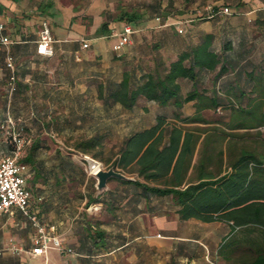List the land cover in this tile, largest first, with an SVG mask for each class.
Instances as JSON below:
<instances>
[{
  "label": "crops",
  "instance_id": "1",
  "mask_svg": "<svg viewBox=\"0 0 264 264\" xmlns=\"http://www.w3.org/2000/svg\"><path fill=\"white\" fill-rule=\"evenodd\" d=\"M117 1L0 0V19L11 39L0 49V115L23 126L28 137L19 161L27 166L30 209L71 249L32 254L36 228L12 207L0 211V264H227L218 254L229 233L226 222L182 218L171 195L149 194L120 178H109L98 191L95 176L85 170L81 154L113 160L128 136L154 124L157 114L170 117L175 110L144 97L131 109L99 98L94 82L118 79L124 70L139 76L158 62L166 65L173 59L162 58L161 52V58L156 53L146 58L148 28L166 24L150 14L146 4H128L129 10L120 7L115 13ZM124 11H135L140 19L130 22L135 29L130 42L115 51L113 45L127 23L117 19ZM43 20L49 22L54 37L50 56L36 51ZM7 54L15 67L12 93L7 87ZM188 90L182 89L183 94ZM87 97L91 100H84ZM181 112L191 115L193 101L184 103ZM87 140H95V147L85 151L74 147ZM8 151L0 132V156ZM99 151L101 157L95 156ZM121 172L130 180L143 181L136 172Z\"/></svg>",
  "mask_w": 264,
  "mask_h": 264
},
{
  "label": "trees",
  "instance_id": "2",
  "mask_svg": "<svg viewBox=\"0 0 264 264\" xmlns=\"http://www.w3.org/2000/svg\"><path fill=\"white\" fill-rule=\"evenodd\" d=\"M229 8L235 13L234 7ZM155 16L164 21V16ZM139 18L135 11L117 17L127 23ZM213 38V33L204 32L199 41L182 46L166 65L158 62L139 76L124 70L118 79H100L95 84L105 104L119 103L131 109L144 97L160 106L175 107L171 118L157 114L154 124L128 136L113 160L99 161L106 168L136 172L143 180L123 182H133L149 194L171 195L182 218L226 222L230 229L218 254L227 264H264V154L245 144L238 134L264 125V66L247 73L249 89L239 84L241 70L232 72L230 82L228 74L235 67L225 52L230 45L223 44L218 53L212 47ZM157 51L156 57L161 58ZM203 72H214L209 89L199 87ZM224 76L225 88L220 90L217 84ZM183 79L191 82L184 94ZM189 101H193L194 112L183 115L181 107ZM218 109H225V115L215 120L204 116V111ZM17 128L26 137V146L25 130ZM5 142L9 151L2 154H11L14 143L8 137ZM95 145V140H87L77 141L74 147L85 151ZM94 155L101 157L100 151Z\"/></svg>",
  "mask_w": 264,
  "mask_h": 264
},
{
  "label": "rangeland",
  "instance_id": "3",
  "mask_svg": "<svg viewBox=\"0 0 264 264\" xmlns=\"http://www.w3.org/2000/svg\"><path fill=\"white\" fill-rule=\"evenodd\" d=\"M128 4H143V7L146 4L151 10L150 14L156 13L165 17L161 22L166 25L148 28L149 34L145 36L146 46L150 48L152 55L149 54L146 58L151 59L155 51L161 49L157 52L162 53V58L171 60L182 46L199 41L204 32H211L214 35L212 47L216 52H220L219 49L223 44L230 45V48L225 51L228 59L235 66L228 74V78L231 77L230 82H232L233 73L236 74V71L241 70L239 84L242 88L249 89L251 82L247 73L264 66V0H140L134 2L119 0L115 5V13L119 12L120 7L128 9ZM224 6L234 7L235 13H220L218 10ZM136 10L139 13L142 12L139 9ZM153 14L147 19H152ZM155 44H158V47ZM202 75L200 89L211 88L214 72H203ZM225 78V76L220 78L217 84L220 90L225 88L223 87ZM82 84L79 81V89ZM91 84L92 82L88 83V85ZM93 84L95 86L96 83ZM182 87L183 89L191 88V82L182 80ZM84 100L90 101L91 97ZM225 112V109L206 110L204 116L208 120H215L225 115ZM238 134L241 135V140L245 144L251 145L257 152L264 154V125L240 130ZM74 150L69 151L79 155Z\"/></svg>",
  "mask_w": 264,
  "mask_h": 264
},
{
  "label": "built area",
  "instance_id": "4",
  "mask_svg": "<svg viewBox=\"0 0 264 264\" xmlns=\"http://www.w3.org/2000/svg\"><path fill=\"white\" fill-rule=\"evenodd\" d=\"M220 13H230V8L224 6L218 10ZM5 23L0 19V49L7 47L11 43L10 37L4 33ZM135 32L130 23H126L120 32L117 42L113 45V50L120 51L131 40V35ZM54 42L51 26L47 20H43L38 31L36 41V51L43 56H50L53 53L52 43ZM5 66L8 69V92L12 93L16 87V75L13 58L10 54L6 55ZM0 131L14 143V150L11 154L0 157V211H9L12 207L18 208L27 216L36 228V234L32 238L34 255L45 254L49 248H56L60 251L70 252L71 249L65 247L59 236L50 234L44 224L39 220L35 213L30 209V191L26 185V164L19 161L23 148L27 142L21 130L16 127L11 117L5 119L0 115ZM85 164L86 172L94 176L95 172L103 167L102 162L87 155L81 154ZM98 209V206H91Z\"/></svg>",
  "mask_w": 264,
  "mask_h": 264
},
{
  "label": "water",
  "instance_id": "5",
  "mask_svg": "<svg viewBox=\"0 0 264 264\" xmlns=\"http://www.w3.org/2000/svg\"><path fill=\"white\" fill-rule=\"evenodd\" d=\"M95 178H96V189L98 191H102L106 185H107V180L111 177L115 178H120V179H131V177L126 176L123 172L117 170L113 166H109L107 168L100 167L96 172H95Z\"/></svg>",
  "mask_w": 264,
  "mask_h": 264
}]
</instances>
